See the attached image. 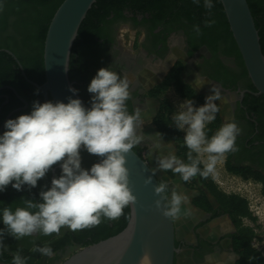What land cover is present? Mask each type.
<instances>
[{
	"label": "flooded vegetation",
	"instance_id": "1",
	"mask_svg": "<svg viewBox=\"0 0 264 264\" xmlns=\"http://www.w3.org/2000/svg\"><path fill=\"white\" fill-rule=\"evenodd\" d=\"M159 12L154 10L151 13H143L124 8L118 15L112 13L107 23L101 26L99 36L95 38L97 44L86 58L79 61L77 68L85 69L82 75L84 82L81 84L74 80V83L83 85V92L92 96L87 91L91 80L99 69L111 66L112 71L122 76L126 75L132 81L131 98L126 102L129 113L136 108L141 109L142 114L155 110L154 118L160 102L153 95L161 96L167 102L171 93L182 101L187 100L176 89L174 70L180 72L182 83L191 85L196 94L203 97L208 96L213 85L217 86L221 91V100L216 101L220 107L221 117L218 129L231 121H235L241 129L236 139L238 150L226 153L219 163L224 172L232 175L234 179L258 181L263 194L264 95L258 94L252 84L243 60L235 51L236 44L228 38L217 22L212 27H204V23L200 25L202 34L197 36L193 32V26L196 24L182 18L175 20L167 15V10L160 15ZM0 39V136H2L6 130L4 125L9 119L30 114V103L27 99L35 100L37 94L26 90V84H30L26 80V65L32 71L35 69L34 60L26 44L11 37L7 40L6 35ZM187 69H190L194 76L191 81L186 77ZM197 75L199 78L195 82ZM38 101L42 104L44 97ZM149 142L143 133L142 142L135 148L145 149ZM81 157L82 168L90 170L91 167L87 169V166L93 157L89 154H81ZM60 175L61 168L57 164L51 170L49 188L51 180ZM48 179L47 173L38 181L35 188L29 189L25 185L21 191H17L9 184L5 190L0 191V230L5 229L2 220L3 208L11 207L15 210L16 207H23V200L42 202L39 193L43 183ZM168 185L170 198L174 185L172 183ZM197 196L200 194L191 198V209L188 211L190 216L193 214L199 216V220L187 231V235L192 239L176 238L177 248L180 253H189L194 264H208V258L211 257H216L220 264H237L239 257L235 249L236 235H239L240 229L250 227L245 223V220H250L243 219V224L238 226V220L232 218L211 196L212 208L202 210L193 203ZM203 207H206L205 203ZM85 231L83 229L73 232L65 227L61 229L59 235L36 234L21 240L5 234L3 244L6 250H0V264H12V253L18 250L22 256L28 258L27 264H63L84 248L76 239L83 237ZM46 242L51 248L54 247L53 257H45L31 251L34 246H44Z\"/></svg>",
	"mask_w": 264,
	"mask_h": 264
},
{
	"label": "clouds",
	"instance_id": "2",
	"mask_svg": "<svg viewBox=\"0 0 264 264\" xmlns=\"http://www.w3.org/2000/svg\"><path fill=\"white\" fill-rule=\"evenodd\" d=\"M192 2L200 6L201 0ZM3 7L0 4V11ZM203 7L211 17L213 0H203ZM215 23V19H206L204 27ZM193 32L197 36L202 34L199 24L193 26ZM198 78L197 75L195 82ZM131 84L126 75L112 71L111 66L101 68L87 88L92 94L90 108H85L81 99L71 97L67 104L34 101L30 114L5 123L6 130L0 136V191L9 184L17 191L25 185L35 188L57 164L61 175L51 180L50 188L45 186L47 190L40 191L42 202L23 200V207L3 208L5 229L0 230V250H6L5 234L21 240L36 234L59 235L65 227L75 232L98 226L101 217L116 220L123 215L124 208L137 202L129 187V170L125 165L127 154L143 140L141 130L145 121L141 109L129 113L126 102L131 98ZM69 91L78 95L74 88ZM211 92L203 106L195 107L194 101L187 99L171 117L175 127L185 132L187 162L169 152L156 160L153 175L157 171H172L184 182L197 175L207 179L226 153L238 150L236 139L241 129L235 121L223 124L210 138L207 136L206 126L220 112L216 101L221 100V91L213 85ZM82 149L102 158L90 170L82 168ZM151 182V178L146 181ZM154 193L160 197L155 207L162 215L179 219L182 205L188 202L187 195L173 188L169 198V185L163 180L158 182ZM31 251L49 258L55 255L47 242ZM27 259L19 250L12 253V264H27ZM139 264H152L150 253L145 252Z\"/></svg>",
	"mask_w": 264,
	"mask_h": 264
},
{
	"label": "trees",
	"instance_id": "3",
	"mask_svg": "<svg viewBox=\"0 0 264 264\" xmlns=\"http://www.w3.org/2000/svg\"><path fill=\"white\" fill-rule=\"evenodd\" d=\"M247 1L259 31L261 47L264 54V0ZM63 2L64 0H0V4L4 5L3 10L0 11V37L6 35L7 40L11 37L12 39L26 44V48L30 50L35 66L34 71H32L26 65V73L28 78L38 85H42L45 82L43 54L48 27L55 12ZM213 3V15L212 17H208L207 11L203 7V0H201L200 6L194 4L192 0H98L83 21L78 38L73 46L69 72L70 80L73 82L77 80L81 84L84 82L85 79L82 75L85 73V69L77 68L79 61L86 58L91 52V49L97 44L95 38L99 36L101 26L107 23L108 17L112 13L116 15L120 14L124 8H130L143 13H151L154 10H159V15L162 14L164 10H167V15L172 16L175 20L182 18L196 25H202L206 19L215 18L217 25L220 26L225 34H227L228 38L232 39L234 44H236L220 0H213ZM235 51L242 60L237 47H235ZM173 74V78L177 80V91L187 99L193 100L195 107L203 106L205 97L196 94V91L191 85L182 83L178 70H174ZM75 87L78 90L79 96L91 106V95L83 92V85L75 84ZM26 90L30 91L32 94H37L38 92L37 99L35 100H30L26 97L30 103V110H32L33 102L38 101V99L42 100L43 95L38 89L28 83L26 84ZM153 97L160 102V107L153 120V125L158 130V133L161 134L160 138L162 140H170L176 144V155L187 162L188 149L184 144L185 134L183 131L178 130L172 122L171 117L175 113L173 107L161 96L153 95ZM220 123L221 117L219 112L216 115V119L206 126L205 131L209 138L215 134ZM133 150L142 156L143 149L134 147ZM81 154L85 155L89 153L82 149ZM89 155L93 157V160L89 162L87 169L97 162L95 156ZM200 167L203 169V164H201ZM51 170L48 172L49 179L43 183L41 190H47L45 186L49 188ZM165 174H168L173 179L182 181L185 185L188 184V182H184L178 174H174L172 171H167ZM190 182L189 186L195 188L200 194V196H197L193 201L194 205L198 206L200 209L207 210L212 208L210 204L211 196L217 200L222 209L232 218L238 220V226L243 224L242 221L246 218L254 221L248 202L240 196L228 195L219 190L211 175L207 179L197 175L193 177ZM203 203H205L206 207H203ZM130 218V206L124 208L123 215L116 220H109L105 217H101L102 222L98 226L84 229L86 231L83 237H78L76 241L77 243H81L84 247H87L116 236L127 227ZM253 240L254 231L251 227L240 229L239 235H236L235 240V249L239 257L237 264H264V257L252 246ZM52 248L54 247L52 246Z\"/></svg>",
	"mask_w": 264,
	"mask_h": 264
},
{
	"label": "water",
	"instance_id": "4",
	"mask_svg": "<svg viewBox=\"0 0 264 264\" xmlns=\"http://www.w3.org/2000/svg\"><path fill=\"white\" fill-rule=\"evenodd\" d=\"M98 0H64L50 21L44 43L45 82L42 85L26 80L36 87L44 102L68 103V98L81 99L85 108L90 106L69 88L70 61L73 46L87 14ZM233 39L258 94L264 95V54L259 31L247 0H220ZM66 64L68 66L67 71ZM77 90V89H76ZM100 162L101 157H97ZM129 187L137 202L130 206L131 218L127 227L111 238L82 248L63 264H139L145 252L150 253L152 264H175L180 250L176 246V227L172 219L155 207L160 199L154 193L159 179L152 174L148 162L133 149L126 156ZM151 178V183L146 181ZM164 201H161L163 209Z\"/></svg>",
	"mask_w": 264,
	"mask_h": 264
},
{
	"label": "rangeland",
	"instance_id": "5",
	"mask_svg": "<svg viewBox=\"0 0 264 264\" xmlns=\"http://www.w3.org/2000/svg\"><path fill=\"white\" fill-rule=\"evenodd\" d=\"M186 77L190 81L194 79L190 69H187ZM207 95L212 94L211 92H208ZM168 101L173 107L175 113L178 111L179 105L184 102L172 93L168 95ZM155 113L156 111L153 110L142 114L145 121L142 127V132L150 140L147 147L142 150V157L148 162L152 170L157 167L156 160L159 157L167 155L169 152L176 154V144L174 142L162 140L158 135H156L158 134V130L153 125ZM183 133L185 134V132ZM156 176L158 179L166 181L168 184L172 183L177 192L187 195L188 202L182 205V214L179 219H176L178 223L176 238L177 240H182L184 238L192 239L191 236L187 235V231L199 220V216L195 214L191 216L188 215V207L189 201L192 197L198 194V191L189 186L191 183L190 181H188V184L185 185L182 181L171 178L168 174H165L164 171H157ZM211 177L219 190L228 195L240 196L248 202L254 221L245 220V223L254 231V249L260 252L264 257V195L262 194L261 184L258 181H254V179H250L249 181L234 179L232 175L224 172L220 163L217 164L216 170L213 174H211ZM176 264L194 263L191 261L189 253L185 252L176 256Z\"/></svg>",
	"mask_w": 264,
	"mask_h": 264
},
{
	"label": "crops",
	"instance_id": "6",
	"mask_svg": "<svg viewBox=\"0 0 264 264\" xmlns=\"http://www.w3.org/2000/svg\"><path fill=\"white\" fill-rule=\"evenodd\" d=\"M191 209V205H190V201H189V207H188V211ZM175 222V227H176V235H177V228H178V223H177V220H174ZM183 224V223H182ZM208 264H220L218 261H217V258L216 257H211V258H208Z\"/></svg>",
	"mask_w": 264,
	"mask_h": 264
}]
</instances>
